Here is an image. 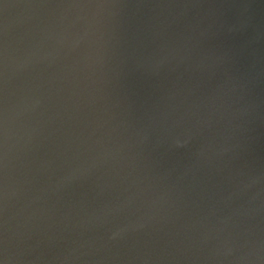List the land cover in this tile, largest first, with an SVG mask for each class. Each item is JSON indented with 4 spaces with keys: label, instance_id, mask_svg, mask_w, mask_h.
<instances>
[{
    "label": "water",
    "instance_id": "water-1",
    "mask_svg": "<svg viewBox=\"0 0 264 264\" xmlns=\"http://www.w3.org/2000/svg\"><path fill=\"white\" fill-rule=\"evenodd\" d=\"M0 264H264V0H0Z\"/></svg>",
    "mask_w": 264,
    "mask_h": 264
}]
</instances>
